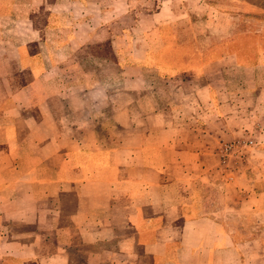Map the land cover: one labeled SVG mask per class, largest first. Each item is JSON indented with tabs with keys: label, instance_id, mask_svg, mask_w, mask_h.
<instances>
[{
	"label": "crops",
	"instance_id": "1",
	"mask_svg": "<svg viewBox=\"0 0 264 264\" xmlns=\"http://www.w3.org/2000/svg\"><path fill=\"white\" fill-rule=\"evenodd\" d=\"M234 4L0 0V264H264V48L230 47Z\"/></svg>",
	"mask_w": 264,
	"mask_h": 264
},
{
	"label": "rangeland",
	"instance_id": "2",
	"mask_svg": "<svg viewBox=\"0 0 264 264\" xmlns=\"http://www.w3.org/2000/svg\"><path fill=\"white\" fill-rule=\"evenodd\" d=\"M240 4L232 5L229 12L238 15L237 32L239 38L230 43L231 48L242 51L244 59H251L253 51L259 47L264 48V37L258 38L256 35L264 34V0H239Z\"/></svg>",
	"mask_w": 264,
	"mask_h": 264
},
{
	"label": "built area",
	"instance_id": "3",
	"mask_svg": "<svg viewBox=\"0 0 264 264\" xmlns=\"http://www.w3.org/2000/svg\"><path fill=\"white\" fill-rule=\"evenodd\" d=\"M252 145L251 140L236 139L233 141L224 142L219 148L220 161L224 166H228L229 162H234L235 159L243 155V149Z\"/></svg>",
	"mask_w": 264,
	"mask_h": 264
}]
</instances>
